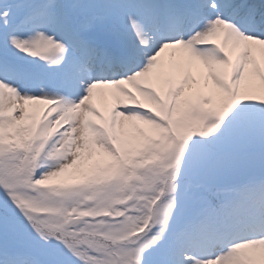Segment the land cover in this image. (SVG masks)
Instances as JSON below:
<instances>
[{
    "label": "snow or ice",
    "instance_id": "1",
    "mask_svg": "<svg viewBox=\"0 0 264 264\" xmlns=\"http://www.w3.org/2000/svg\"><path fill=\"white\" fill-rule=\"evenodd\" d=\"M257 51L264 0H0V264H264Z\"/></svg>",
    "mask_w": 264,
    "mask_h": 264
},
{
    "label": "rangeland",
    "instance_id": "2",
    "mask_svg": "<svg viewBox=\"0 0 264 264\" xmlns=\"http://www.w3.org/2000/svg\"><path fill=\"white\" fill-rule=\"evenodd\" d=\"M254 55L256 56V58L261 63H264V56H262L259 51L255 52ZM161 60L165 66V71L163 73L161 82L165 81L169 75L171 76V78L174 81L179 82V81L183 80L186 72L190 70L192 76L195 77V81H190L186 85V88L189 91L190 95L195 96V95L199 94L200 92L207 91L208 88L210 87V82L207 85L205 84L204 74L201 71L197 70V67L199 66V63H200L199 61H192V67H191V69H189L186 55L181 53V52H177L175 54V56H172L171 50H166L165 53H162ZM170 60L176 61V66L169 68L168 64H169ZM253 79H254L255 84L258 88L259 87V79L255 78V77ZM196 81H198V82H196ZM125 87H128V88L132 89L133 91H136L131 85H125ZM115 92H116V90H115L114 86H104V87H101V88L94 90L92 103L96 106V108L102 114L107 113L110 116L112 105L115 102V97H114ZM48 104L43 103V107L48 105L44 110L49 109V107L51 105H50V103H48ZM39 107H41L40 103L31 104L30 105V111L40 112V110L38 109ZM141 126L145 127L146 130L150 131V129H147V126H143V125H141ZM123 136L126 140H130L132 142L133 141L135 142L136 139L137 140L140 139L139 134L135 131V128L132 126V124L130 122H125V126L123 129ZM76 174L77 173H75L74 170H69L68 173L63 174L62 178L70 180L73 177V175H76Z\"/></svg>",
    "mask_w": 264,
    "mask_h": 264
}]
</instances>
